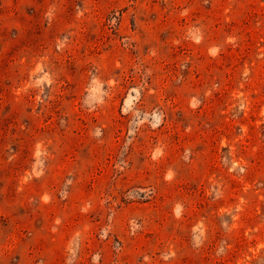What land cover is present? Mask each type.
<instances>
[{
	"label": "rangeland",
	"instance_id": "obj_1",
	"mask_svg": "<svg viewBox=\"0 0 264 264\" xmlns=\"http://www.w3.org/2000/svg\"><path fill=\"white\" fill-rule=\"evenodd\" d=\"M0 264H264V0H0Z\"/></svg>",
	"mask_w": 264,
	"mask_h": 264
}]
</instances>
